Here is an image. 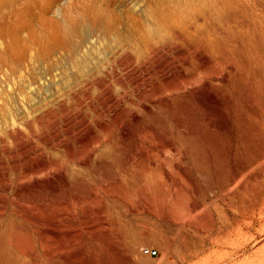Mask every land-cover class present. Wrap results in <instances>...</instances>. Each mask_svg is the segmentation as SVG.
Instances as JSON below:
<instances>
[{"label":"bare ground","instance_id":"obj_1","mask_svg":"<svg viewBox=\"0 0 264 264\" xmlns=\"http://www.w3.org/2000/svg\"><path fill=\"white\" fill-rule=\"evenodd\" d=\"M146 16L149 27L134 26L132 32L141 70L135 72L128 65L122 72L115 73L120 88L128 93L121 99L110 97L107 103L101 104L100 116L104 120L113 119L120 136L128 124L126 115L133 113L141 118L149 114L160 119L142 154L144 177L152 175L154 183H195L188 171L189 161L179 149L192 143L198 131L207 137L216 154L226 151L222 139L225 136L227 145L236 149L234 167L238 171L227 166L224 160L215 183H231V175L235 183L264 181V136L259 127L264 117V0H171L149 10ZM237 19L238 24L232 25ZM196 21L202 24L194 29L191 24ZM114 22L88 6L70 20H64V25H53L44 41H37L39 38L35 37L29 42L40 43L35 59L41 60L57 50L65 52L80 24L108 30L114 27ZM233 42L238 46L234 47ZM10 46L20 53L14 66L20 68L25 63L28 45L12 40ZM169 48L190 53V57L165 55L164 49ZM5 52L10 53L8 47ZM102 81L96 85L100 86ZM128 104H134L136 110ZM165 115L175 122L174 126L166 123ZM21 122H11V134ZM96 125L100 127L101 122L96 121ZM63 127L69 163H75L78 158L74 144L79 145L78 155L87 153L100 165L109 162L110 147L103 146L101 140L95 141L97 136L90 140L82 123L74 127L65 120ZM88 129L94 133L93 129ZM233 129L238 133L235 143L231 135ZM98 148L100 151L94 154ZM194 161L203 176L202 163ZM20 173L23 183H16L14 197L22 204L15 200L16 203L8 204L0 196V264H109V256L95 244V241L106 240L98 229L103 230L107 216L100 214L96 221L89 203L78 209L72 203L49 205L45 198V194L56 192V181L61 176L71 175L73 180H78V175L67 167L63 169L57 158L52 165L36 161L23 166ZM8 188L0 183V192ZM169 202L164 218L176 228L180 241L190 221L194 230L203 231L199 206L188 197L183 185L176 187ZM134 212L149 216L153 224L159 220L155 216L156 205L138 206ZM134 221H125L123 225L133 226ZM255 226L258 233H264V203L257 219L231 233L234 240L225 242L230 250L223 253L218 262L229 260L237 250L255 240V236L249 234ZM163 233L155 224L148 242H159L158 237ZM116 236L111 245L114 264H150L148 259L138 256L145 238L131 232ZM164 238L169 251L172 238Z\"/></svg>","mask_w":264,"mask_h":264},{"label":"rangeland","instance_id":"obj_2","mask_svg":"<svg viewBox=\"0 0 264 264\" xmlns=\"http://www.w3.org/2000/svg\"><path fill=\"white\" fill-rule=\"evenodd\" d=\"M167 2L171 0H0V183L9 187L7 191L2 190L0 196L8 204H22L14 197L16 183H23L20 169L36 161L52 165L57 158L63 169L67 167L78 175V180H73L71 175L61 176L56 181V192L45 194V198L49 205L72 203L78 209L89 203L96 221L100 214L107 216L103 230L98 229L99 235L104 234L107 241H95V244L109 256V264H114L111 245L116 234L123 237L126 232L146 239L139 247L138 256L148 259L150 264H264V233H258V226L249 232L255 240L237 250L229 260L218 262L221 255L230 250L225 242L234 240L231 233L257 219L264 203V181L235 183L231 175V183H215L224 160L227 166L238 171L234 167L236 149L227 145V136H222L226 151L221 154L211 150L207 137L200 131L196 132L192 143L180 146L179 150L189 161L188 171L195 183H154L152 175L144 177L142 154L152 138V129L161 123L160 119L149 114L141 115V118H136L133 113L126 115L128 124L120 136L113 119L104 120L100 116L101 104L107 103L110 97L121 99L128 93L120 88L115 73L122 72L128 65L135 72L141 70L133 27L147 29L150 25L147 12ZM88 6L103 12L107 20L114 19V27L107 30L102 26L80 24L65 52L57 50L48 58L35 59L41 49L40 43L32 44L29 39L36 37L39 38L37 41H44L53 25H64V20H70ZM201 24L196 21L191 26L195 29ZM236 24L238 19L232 21V25ZM243 33L245 37L244 30ZM12 40L28 45L25 63L17 69L14 66L20 53L10 46ZM232 44L238 46L237 42ZM7 47L9 54L5 52ZM172 48L164 49L163 53L190 57V53ZM101 80V85L97 86L96 82ZM128 106L136 110L134 104ZM165 118L166 123L174 126L169 115ZM13 120L22 122L11 134ZM65 120L74 127L82 123L90 140L97 136L95 141L101 140L103 146L107 144L110 163L106 161L100 165L87 153L78 155L79 145L75 144L79 159L69 163L64 141L67 136L63 133ZM96 121L101 122L100 127ZM260 124L264 136V117ZM231 135L235 143L237 130L233 129ZM194 159L202 163L203 176ZM180 185L199 206V220L203 223V231L197 232L190 221L181 235L182 241L176 228L164 218L170 208L171 194ZM155 205L157 223L149 221L147 215L134 212L138 206ZM125 221H134L133 226L123 225ZM155 224L166 237L172 238L169 251L163 234L158 237L159 242H148ZM144 249L155 250L157 255H146Z\"/></svg>","mask_w":264,"mask_h":264},{"label":"built area","instance_id":"obj_3","mask_svg":"<svg viewBox=\"0 0 264 264\" xmlns=\"http://www.w3.org/2000/svg\"><path fill=\"white\" fill-rule=\"evenodd\" d=\"M144 253L146 255H149V256H155V255H157V252L155 250H152V249H144Z\"/></svg>","mask_w":264,"mask_h":264}]
</instances>
